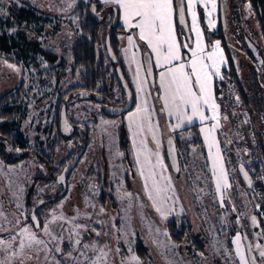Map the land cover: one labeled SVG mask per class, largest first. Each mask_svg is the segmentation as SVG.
<instances>
[{
	"label": "rangeland",
	"instance_id": "374dc122",
	"mask_svg": "<svg viewBox=\"0 0 264 264\" xmlns=\"http://www.w3.org/2000/svg\"><path fill=\"white\" fill-rule=\"evenodd\" d=\"M98 1L110 6L104 11V23L100 32L98 50L102 51L107 47L105 35L109 29L110 11L118 6L115 3H105L104 0ZM77 3L78 0H0V96L15 92L24 80L17 103L11 99L5 103L0 102V126L15 122L10 135L17 138L16 142L20 139L16 143L17 147H13L9 139H0V144H3L0 148V241H3L0 243V264H191L180 254L172 232L179 234V224L183 220L196 229L199 238L205 239L208 232L215 233L217 224L211 222L209 217L213 215L216 218L219 210L200 207L201 202L195 198L192 178L186 170H182L180 174V164L178 168H174L170 162L165 164L160 155L164 169L157 164L160 130L164 137L175 136V125L190 121L187 117H192L193 121L194 116L191 111H187L190 107L185 109L183 118H176L178 116L167 109L166 119L162 115L157 94L160 92L163 95L159 74L164 69L157 67L155 53L146 41L140 40L138 29L126 26V30L130 32L120 35L118 55L110 48L106 51L108 63L116 64L122 82L128 81L134 89V109L109 116L104 112L103 103L68 95L62 100L61 118L65 120L68 117L81 123L80 130L82 128L83 131L78 130L80 143L75 144L76 148L68 139L60 141L58 150L52 149V167H58L63 159H68L73 148L79 150L88 132L91 139L89 150L67 183L56 179L55 173L50 172L53 168H47L41 162L38 155L40 150L51 157L47 144L55 140V133H50V127L55 121V105L68 89L78 83L67 74L73 63L72 47L81 35L75 12ZM197 3L207 9V16L213 21L210 14L212 6L206 4L208 0H196L195 4ZM22 8L33 11L34 16L20 21L18 15ZM214 10L212 9L213 12ZM122 22L124 23L123 12ZM197 22L194 24V31L192 30L194 43L190 45L186 42L187 48L179 46V63L187 64L192 59V51L196 50L199 40L203 47V52L199 54L205 57L204 63L211 67L212 61L206 57L213 50L208 49L205 32ZM174 30L179 45L175 25ZM2 35H7L8 44L16 41L19 46L5 49ZM130 35L133 37L132 44L128 41ZM214 44L216 46L217 42ZM221 48L218 45L215 52L222 51ZM44 51L55 54L57 58L49 59ZM148 55H152L158 73L157 89L151 85L152 80L144 63V57ZM215 61L216 67L208 69L211 73L212 99L209 104L202 103L203 107L221 104L215 96L213 83L221 61L216 58ZM120 66L122 70H119ZM63 72L66 75H61ZM112 96L110 106L120 107L122 96L117 91ZM232 98L234 104L240 103L236 94ZM12 105H15L17 115L14 118L2 116ZM137 105L147 108L152 114L151 132L145 122L144 131L137 134L135 124L129 120V113L135 112ZM226 105L225 102L224 106ZM161 106L163 107L162 101ZM226 109L232 114L229 108ZM214 113H220L219 106ZM229 114L223 119L225 133L229 129L233 134L241 145L240 154L243 156V146L249 139L248 124L241 118V110L236 117ZM143 116L144 113H141L137 119L140 120ZM85 126L89 128L88 132ZM120 135L123 136L122 141L129 146V153L132 155V158L129 156L130 163L124 150H121ZM140 139H145L150 149V164L145 161L140 148L136 149L133 144L134 140L139 143ZM191 156L198 166L194 151ZM230 165L228 170L232 175L234 171ZM140 170L144 173L143 177ZM151 170L157 173L156 179L161 184L167 182L161 179V172L164 177H170L171 188L167 193L169 198L165 201L157 200L154 203L149 198L152 180H147L146 188L145 179ZM99 174L105 182L104 190L113 192V197H116L114 205L111 201L105 207L102 205L104 213L101 207L89 209V205L93 204L92 200L94 201L96 190L93 189L97 187ZM67 186L66 194L58 201L46 202V196L53 198L61 195ZM244 200L248 205L250 200L247 193ZM210 202V199H206L203 204L208 206ZM158 207L161 212L157 211ZM232 212H236L235 207L227 211L231 218L234 216ZM172 221L177 225L170 229L169 223ZM32 234L35 239L31 238ZM36 240L42 243H36Z\"/></svg>",
	"mask_w": 264,
	"mask_h": 264
},
{
	"label": "flooded vegetation",
	"instance_id": "af4514ba",
	"mask_svg": "<svg viewBox=\"0 0 264 264\" xmlns=\"http://www.w3.org/2000/svg\"><path fill=\"white\" fill-rule=\"evenodd\" d=\"M89 2L90 0H85V3ZM206 4L212 6L209 2ZM195 5L193 4L190 10L188 0H183L184 13L183 22H181L176 0H173V22L176 35L179 46L182 45L183 48H187L184 47L186 42L192 45L194 43L192 30L194 31V24L198 21L199 26H202L205 32L208 49L213 50L215 48V41L219 42L220 47L222 46V51L215 55L216 60L221 61V63L220 66H217L218 70L213 77L215 96L221 103L215 105V108L219 106L220 113L218 115L214 113L213 105L205 107L201 105L200 111L207 119L201 120L200 116L197 115L194 116L193 121H182L180 127L175 130V136L169 138L164 137L160 130V142L157 147L160 150L161 160L165 164L170 162L174 168H178L180 164V174L182 170L187 171L188 176L192 178L195 198L201 202L200 207L208 210L218 209L219 213L216 218L213 215L209 217L211 222L217 224V227L215 233L208 232L207 238H199L196 229L189 222L185 223L181 220L180 232H178L180 233V241L174 239L173 241L177 243L180 254L188 259L191 264H241L238 252L243 254L247 264H264V257L260 255V252L264 251V4L262 0H215V8L212 7L215 10L214 12L212 9L210 11L213 21L207 16V9L204 6L200 3ZM192 12L196 14L195 21H193ZM112 24L120 27L117 38L121 44L120 35L130 31L126 30V25L122 22V11L119 7H116L113 15L109 17L108 30ZM106 45L104 50H109L110 47L107 43ZM188 56L186 60H188ZM146 61L152 62V70L151 65L148 67ZM144 63L148 76L152 80L150 83L157 89L158 73L152 55L150 57L145 56ZM119 70H122L121 66ZM122 78L126 79L124 76ZM74 79L71 78V80ZM236 82H238L237 85H235ZM122 83L125 91L124 101L122 102L123 99H120L119 105L121 106L117 108L110 106L112 101L104 104L106 115L117 116L134 109L136 105V97L133 95L134 89L128 81ZM119 92L123 93V91ZM234 94L240 99L239 104H234L232 101ZM84 95L86 94H83L82 97ZM159 95L160 92L157 97ZM62 96L55 105V121L50 127L51 134L55 133V137L58 131L56 120L60 109L59 104H62ZM158 100L162 109L161 100ZM225 102L227 103L226 107L231 110L234 117L241 110L243 112L241 118L248 124L249 139L247 144L243 146V156L240 154L241 145L234 139L233 134L229 129L225 133L223 119L226 114H229L224 106ZM126 106L128 110H122ZM115 110L118 112L114 113ZM187 111H191V109ZM161 112L166 119V110ZM226 119H228L227 116ZM66 120L68 122L64 127L63 122ZM171 120L173 121V119ZM61 125L63 131L71 135L65 141L69 139L70 142L74 143V147L75 144L80 143L79 132L83 131L82 128L80 130L81 123L66 117L65 120L61 118ZM214 125L216 127L210 133L202 131V129H213ZM85 128L88 132L89 128L87 126ZM89 135L90 132L87 133V137H85L86 139L79 150L73 148L71 151L63 168L74 160L75 164L66 181L60 182L67 183L68 178L89 150L91 145ZM120 136L121 150H124L125 157L130 163L129 156L132 158V155L129 153V146L122 141L123 136ZM213 140L215 143L210 149L209 144ZM18 141L20 142V139ZM140 141L133 143L136 149L140 148ZM51 144L54 143L50 142L47 147L49 148ZM169 144H172L176 150L177 164L175 165L171 162ZM193 151L198 166L194 164L192 159ZM43 152H38L42 163H44L41 156ZM229 164L234 171L232 175L228 170ZM52 171L53 169L50 172ZM60 173L56 176L58 177ZM102 177L99 174L97 187L93 189L96 190V193L94 192V201L92 200L94 205H89L91 210L102 208V205L105 204L109 205L110 201L113 205L116 203L113 192L104 190L105 182ZM180 181L182 182L181 178ZM67 189L68 186L62 192L64 195ZM246 193L250 200L248 205L245 204L244 200ZM48 198L45 199L46 202H52L55 197ZM206 199L211 200L208 206L203 204ZM233 207L236 208V212H232L234 216L231 218L227 211ZM104 211L102 208L103 213ZM242 214L245 216L243 217ZM253 217H255V221ZM204 227L206 230V224Z\"/></svg>",
	"mask_w": 264,
	"mask_h": 264
},
{
	"label": "snow or ice",
	"instance_id": "6c2138e0",
	"mask_svg": "<svg viewBox=\"0 0 264 264\" xmlns=\"http://www.w3.org/2000/svg\"><path fill=\"white\" fill-rule=\"evenodd\" d=\"M104 2L115 3L122 10L125 25L129 28L139 30L140 40L146 41L155 53L157 67L164 69L159 74V84L163 95L157 97L163 102L162 110L167 109L180 118L184 115L185 109L190 107L193 116L198 115L201 120L207 119L200 111V106L202 103L209 104L212 99L210 90L211 73L208 71L210 65L204 63L205 57L199 54L203 52V47L199 40H197L196 50L192 51V59L187 64L179 63L181 56L173 25V0H104ZM208 2L215 8V0H208ZM180 3L179 15L181 22H183V0H180ZM188 3L189 9L191 10L196 0H188ZM192 18L195 21V12H192ZM196 31L197 36H199V30L197 29ZM128 41L129 44L133 43V37L131 35L128 36ZM218 45L219 42H217L215 47H218ZM184 47L188 46L184 45ZM215 55V48L207 54L206 58L212 61L211 67H216ZM174 62L177 63L174 64ZM213 108H215L214 104ZM141 113H144V116L138 120L137 117ZM151 115L147 108L141 105H137L135 112L129 113V120L135 124L138 130L137 134L144 131L145 122H147L148 131H152ZM191 118L187 117L189 120ZM175 127L179 128L180 124L175 125ZM215 127L214 125L213 129H202V131L210 133ZM153 139H155L154 134ZM213 143H215L214 140L209 144L210 149ZM140 152L144 154L145 161L150 164L151 152L145 139L140 141ZM156 156L157 164L163 170L164 165L160 161L159 154L156 153ZM140 174L142 177L144 176L143 171ZM160 176L162 180L167 182L161 184L156 179L157 173L154 170H151L145 179L146 188H148L147 180H152L149 198L154 203L157 200L165 201L169 198L167 193L171 188L170 177H164L162 172ZM157 211L161 212V209L158 207ZM253 220L255 221V217H253ZM24 231L27 230L25 229ZM31 238L35 239L34 234L31 235ZM0 243H3V241H0ZM36 243H42V241L36 240ZM21 248H23V243H21ZM238 254L240 255L241 264H247L243 254L239 252ZM260 255L264 257V251H261Z\"/></svg>",
	"mask_w": 264,
	"mask_h": 264
},
{
	"label": "trees",
	"instance_id": "16d2710c",
	"mask_svg": "<svg viewBox=\"0 0 264 264\" xmlns=\"http://www.w3.org/2000/svg\"><path fill=\"white\" fill-rule=\"evenodd\" d=\"M109 7L110 6L104 5V3L98 2V0H90L89 3H85V0H78L75 12L78 16L81 35L72 47L73 63L70 68V72L67 73L71 78H76L78 83L74 84L67 91V93L62 96L61 100H64L66 95H71L72 97L84 98L94 102L108 104L110 101H112V95L114 91H123V93H119L122 96V102L124 101L125 91L123 88V83L119 76V71H117L116 64L108 63L106 49L104 51L98 50V45L100 43L101 37L100 32L104 23V11ZM21 10L22 11L18 15L20 21L34 16L33 11L31 10H25L23 8ZM115 10L116 7L114 6L113 10L110 11L109 16L113 15V12ZM119 28L120 27H118L117 25L112 24L110 30H108L107 35L105 36L106 43L116 55H118L119 53L120 45V40L117 38ZM1 40L3 46L7 50L11 49L13 46H19L18 42L16 41H13L12 44H8L7 35L6 37L2 35ZM44 53L49 59L55 60L57 58V56L51 52L44 51ZM61 75L66 74L65 72H63ZM23 84L24 80H22L21 84L17 86L15 92H8L5 95L0 96V102L3 103L4 101L11 99V101L17 103V101L21 97ZM237 84L238 82H236L235 85ZM83 94L86 95L82 97ZM61 106L62 104H59L60 109L56 120V127L58 128V131L55 140L52 142L54 144H51L48 148V150H51V157H48V154L46 152H43L41 154L42 161L49 168H53V153L60 144V141L65 140L71 136L66 134L61 127ZM17 112L18 111L15 110V105H12L8 108V110H5L4 117L14 118L17 115ZM14 124L15 122L1 124L0 139H9V141H12L13 147H17L16 143L18 141H15L17 138H14L12 135H10V132L14 130ZM2 146L3 144H0V148ZM52 149L54 151H52ZM67 160L68 159H63L60 163L56 162L60 164V166L53 168V173H55L54 176L56 179L58 178L56 175L61 172L63 166L67 163ZM63 195L64 193L56 196L52 200V202L58 201L61 197H63ZM175 225L177 224L174 221L170 222V229H173ZM172 238L174 240L180 241V233L177 234L175 232H172Z\"/></svg>",
	"mask_w": 264,
	"mask_h": 264
},
{
	"label": "water",
	"instance_id": "95a60500",
	"mask_svg": "<svg viewBox=\"0 0 264 264\" xmlns=\"http://www.w3.org/2000/svg\"><path fill=\"white\" fill-rule=\"evenodd\" d=\"M262 1H263V4H264V0H262ZM176 3H177V6H178V10H179L180 7H181L180 0H176ZM148 57H150V55H148ZM146 63H147V65H148V67H150V65H151V70H152V62L149 63V61H146ZM149 70H150V69H149ZM122 110H128V107L126 106V108H123ZM116 112H118V110H115V111H114V113H116ZM67 122H68L67 120L63 122V126H64V127H65V124H66ZM172 146H173L172 144H169V154H170L171 162L175 165V164H177L176 150H175V147H172ZM74 164H75V160H74L72 163L66 165V166L63 168V170H62V172L60 173V175H58V179H59V181H66V179H67V177L69 176V173H70L71 169L73 168ZM244 175H245V173H244ZM35 218H36V217H35ZM36 221H38L37 218H36ZM253 264H254V263H253Z\"/></svg>",
	"mask_w": 264,
	"mask_h": 264
}]
</instances>
